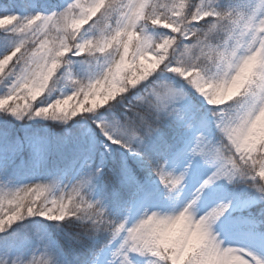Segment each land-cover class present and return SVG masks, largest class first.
<instances>
[{
    "label": "snow or ice",
    "instance_id": "obj_1",
    "mask_svg": "<svg viewBox=\"0 0 264 264\" xmlns=\"http://www.w3.org/2000/svg\"><path fill=\"white\" fill-rule=\"evenodd\" d=\"M0 264H264V0H0Z\"/></svg>",
    "mask_w": 264,
    "mask_h": 264
}]
</instances>
